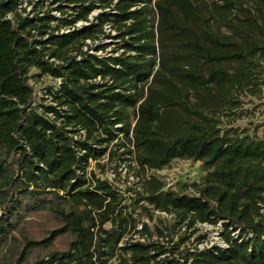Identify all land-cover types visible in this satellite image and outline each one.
I'll return each mask as SVG.
<instances>
[{
  "label": "trees",
  "instance_id": "1",
  "mask_svg": "<svg viewBox=\"0 0 264 264\" xmlns=\"http://www.w3.org/2000/svg\"><path fill=\"white\" fill-rule=\"evenodd\" d=\"M251 1L256 15L242 0H51L74 5L77 17L66 25L97 9L100 24H114L123 52L100 58L87 41L100 39L101 27L56 35L48 31L53 17L36 25L18 13L20 0H0V264H188L191 255L192 264H264V140L217 119L241 107V93L261 92L252 70L264 59V0ZM33 69L62 79L49 93L55 106L43 111L33 107ZM105 155H131L143 170L190 160L209 172L202 185L179 191L152 176L123 205L94 171L78 174ZM142 201L188 229L222 222L228 248L179 259L178 245L158 239L125 247L113 262ZM144 231L153 235L148 224Z\"/></svg>",
  "mask_w": 264,
  "mask_h": 264
},
{
  "label": "rangeland",
  "instance_id": "2",
  "mask_svg": "<svg viewBox=\"0 0 264 264\" xmlns=\"http://www.w3.org/2000/svg\"><path fill=\"white\" fill-rule=\"evenodd\" d=\"M47 1V2H46ZM44 6L47 10H52L55 12L58 17H63L66 20L75 19L77 13L72 11L74 5H69L68 3H63L53 5L49 0H45ZM201 4H205L208 7H211L214 0H199ZM242 3L245 7L251 10L255 15L258 14L257 6L251 0H242ZM99 4H101L99 2ZM25 6V4H24ZM60 8L63 9V12L60 11ZM42 4L38 10H41ZM44 9V10H46ZM46 10V11H47ZM108 11V10H107ZM101 10H94L91 14L94 18L99 19V14ZM63 14V15H62ZM64 19L56 22L58 28H61L66 25ZM152 26L156 25L157 14L154 12L151 15ZM264 23V22H263ZM108 26L111 29L107 28ZM104 31V35L100 34V39L88 41V44L92 46L98 45H107L106 49L103 50L102 56H109L115 53V55L121 54L123 52V42L117 39V32L112 22L100 24L97 28H100ZM96 28V27H95ZM110 36L111 38L107 37ZM235 65H226L224 68L232 70ZM254 79L260 84L258 88L261 90L260 93L256 95L241 93L239 95V100L241 101V107L233 111H222L218 113L217 119L220 122L219 126L222 129H231L236 128L238 132L242 135H249L252 138L258 140H264V59L257 60V66L252 70ZM31 84L34 88V104L33 107L38 108L40 111H43L45 106L53 105L52 95L49 94L51 90H55L57 87V81L51 79L46 75L41 76L40 70L33 69L30 74ZM129 120L134 122L135 113L134 110L129 108L127 110ZM74 136L81 140L85 136V131H81ZM117 151V148L113 147ZM118 153H123L124 150H118ZM122 157V156H121ZM121 157H116L114 160H110L108 155H105L100 159V164L90 163L88 168L96 172L99 176L106 177L111 171L115 173L119 169L120 165L127 166ZM209 171L205 170L201 162H192L190 160H174L168 167L162 170H141L140 177L149 179L152 176H155L166 183V190L173 189L179 191L183 188L184 184H200L202 185L205 181ZM119 173V171H118ZM117 177H120L119 175ZM134 214L137 215L138 219L144 224H148L151 232L159 237L158 229L162 230L166 237L162 238V241L172 242L170 246L178 245V249L175 246L174 256L181 259V256H186L187 253H197L199 251H205L210 249L213 246L226 249L228 248L225 242L226 230L221 223L220 225H211L208 229H204L199 225V223L192 229L187 228V222H182L175 213H168L160 211L155 213L154 211H146L144 207H132ZM106 228L110 229L111 226L108 224ZM235 237H238L239 231L232 234ZM188 237L185 243L180 244L182 237ZM169 246V247H170ZM0 252V256H1ZM193 255L190 256L188 264H192ZM192 258V259H191ZM184 261V260H182Z\"/></svg>",
  "mask_w": 264,
  "mask_h": 264
},
{
  "label": "built area",
  "instance_id": "3",
  "mask_svg": "<svg viewBox=\"0 0 264 264\" xmlns=\"http://www.w3.org/2000/svg\"><path fill=\"white\" fill-rule=\"evenodd\" d=\"M44 1L45 0H20V4L18 6L17 11H18V13H20V15L22 17H24L25 19H28L30 22H32L36 25H40L41 23L45 22V17H48V16L53 17L54 19L49 24L50 27H52V28L48 31L51 32V30L54 29V33L56 35L68 34V33H71L75 30H81L82 28L88 27V26L97 27L100 23V19L94 18L93 16L89 15V20H87V21L78 20L77 22H75L72 25H65L61 28H58L56 22H59V21H61V19H64V16L60 18V17H58V15L55 12H52V10H47L46 6H44V4L47 1L46 2H44ZM49 1L51 2V0H49ZM24 4H25V6H24ZM41 4H42L43 9L38 10V7L40 8ZM54 5H56V4H54ZM44 9H46L47 11ZM99 10H101V9H99ZM109 10L110 9H106L105 11L109 12ZM60 11H61V9H60ZM101 12H102V10H101ZM112 13H116V11L113 10ZM9 18L14 20V16H12V15H10ZM42 18H44L43 22L40 21V19H42ZM64 20H66V19H64ZM72 20H74V19H69L68 21H72ZM107 28L111 29L110 26H108ZM32 34L34 35V38L40 39V37L37 34V31L33 30ZM97 46H98V43L95 47H97ZM95 47L93 46L89 52L91 54H94V55L100 57V58L104 57V56H102L103 50L97 51V50H95ZM85 50L87 51L88 48L85 47ZM50 62L54 63L55 65L61 64V62L56 60V59H50ZM53 80L57 81L58 84H57L56 90L59 91L60 85L62 84V79L58 78V79H53ZM95 81L100 82L101 78H98ZM29 83L31 84V79L29 80ZM31 86H32V84H31ZM53 105L55 106V104H53ZM49 116L51 118H54V116L52 114H49ZM75 139H77V138L75 137ZM122 150H124V149H122ZM82 152H83V154L85 153L84 151H82ZM124 157L126 159L124 162L127 163V166H125V165L122 166V165H120L121 163L119 162L118 163L119 164V169H118L119 173H118V171L116 173L114 171H111L109 174L106 175V177L99 176L96 172L95 173L97 174L98 178L106 180L110 183V185L118 193V195L124 199L123 205H131L133 203V201H135V199L137 198L138 194H141V193L143 194L145 179L140 177L139 173L142 170V168H141V166H139L136 163V161L133 159V157L131 155H126ZM90 163L94 164L95 162L92 161V159H90L88 164L84 165L82 167V169H80L78 171V174L80 176L87 177V178L91 177L90 174H91L92 170L88 168V165ZM118 175L120 177H117ZM135 207H147L151 211H154L155 213L160 212L158 210H154L145 201L140 202L138 205H135ZM133 217L136 219V223H135L134 227H129L127 229L124 236L122 237V239L118 243L117 250H116V256L113 259V262H115V263L118 262V257L125 247H131L132 245L139 243V242L140 243H148L149 241H155L158 239L160 241H162V238H160L154 234L152 236H150L148 233H146L144 231V225L145 224L142 223V221H140L138 219L136 214L133 213ZM221 223L222 222H219L217 225L222 226ZM199 225H201V227L204 229H208L209 226H211L209 223H199Z\"/></svg>",
  "mask_w": 264,
  "mask_h": 264
}]
</instances>
